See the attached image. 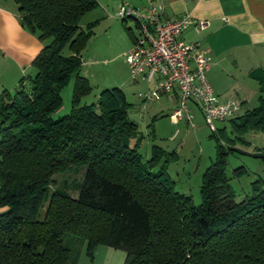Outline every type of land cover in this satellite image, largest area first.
<instances>
[{
	"label": "trees",
	"instance_id": "16d2710c",
	"mask_svg": "<svg viewBox=\"0 0 264 264\" xmlns=\"http://www.w3.org/2000/svg\"><path fill=\"white\" fill-rule=\"evenodd\" d=\"M14 2L19 24L43 47L33 75L0 94V264H78L84 248L92 259L98 245L126 252L123 264H264V181H252L251 194L237 202L225 170L230 153H243L237 141L246 145V133H264L263 96L225 120L235 138L225 128L211 132L215 155L194 205L166 173L174 151L153 144L143 161L132 104L120 87L80 104L92 91L80 69L95 23L82 29L78 20L98 0ZM72 78L71 108L53 118ZM150 134L154 139L153 128ZM253 156L264 162V145ZM82 166L77 197L51 193L39 220L54 176Z\"/></svg>",
	"mask_w": 264,
	"mask_h": 264
},
{
	"label": "rangeland",
	"instance_id": "374dc122",
	"mask_svg": "<svg viewBox=\"0 0 264 264\" xmlns=\"http://www.w3.org/2000/svg\"><path fill=\"white\" fill-rule=\"evenodd\" d=\"M98 6L86 13L81 20L80 28L84 29L89 22L95 23L92 37L82 52L81 73L88 78L92 91L85 97H81L80 104L89 105L97 102L99 92L107 86L108 88L120 87L124 92L126 101L134 104L128 112L129 118L138 125L140 142L138 152L143 161L150 158V146L153 144L162 147L168 153L172 151L175 155L169 159L167 166L168 175L174 181L177 192L191 196L194 205H199L201 176L204 170L211 164L215 155V141L210 138L211 130L203 122L201 115L194 110L195 118L192 127L185 120L180 123L175 118L167 116L173 107L172 99L158 100L154 103H142L136 95L144 89L143 85L131 83L128 67L125 62V54L129 49L131 37L137 35L135 22L128 18L121 22L115 15L118 11L113 9L110 0H98ZM107 4V5H106ZM104 5V6H103ZM105 7V10L101 7ZM130 29V30H129ZM130 32L129 36L127 35ZM63 54H69L68 48L64 46ZM85 72V73H84ZM214 81L223 80L225 85L231 88L247 86L253 81L235 72H226L222 66L214 68ZM207 81L211 78L206 73ZM211 85V81H209ZM73 78L61 91L62 106L54 112L53 118H59L67 114L71 108V95ZM254 100L250 105L254 106ZM153 124V127L150 125ZM216 131L225 128L228 138H235L229 122L215 124ZM154 131L152 139L151 130ZM215 131V132H216ZM217 134V132L215 133ZM246 145L236 142L235 147L240 151L230 153L227 158L226 172L231 178L230 185L234 191L235 201L243 200L251 194L252 181H264V162L253 156L262 149L264 145V133L249 131L243 136ZM134 143V142H133ZM132 143V146H133ZM243 170L237 174V170ZM86 168L70 169L64 174H57L55 185L49 188L48 193L39 212V220L43 219L47 201L50 194L56 191L65 192L70 197L76 198L83 182V174ZM237 174V175H236ZM85 248L80 252L78 264H123L126 252L116 250L113 247L101 246L94 250L92 259L85 253Z\"/></svg>",
	"mask_w": 264,
	"mask_h": 264
},
{
	"label": "crops",
	"instance_id": "0c3cea01",
	"mask_svg": "<svg viewBox=\"0 0 264 264\" xmlns=\"http://www.w3.org/2000/svg\"><path fill=\"white\" fill-rule=\"evenodd\" d=\"M110 2L113 9L116 6L119 8L121 3H128L145 16L149 13V5L156 3L163 6L164 19L189 14L196 21H206L207 25L203 31L197 33L193 29L194 25L190 26L182 33L181 39L185 43L196 42L210 56L206 73L211 78L209 81L215 95L221 100L236 98L243 108L254 107L255 104L251 106L250 103L255 100L257 104L260 95L264 98V0H110ZM103 6L101 8L105 10ZM17 9L14 0H0V94L3 90L12 94L14 86L22 77L33 75L32 60L43 47L37 36L31 35L19 24ZM129 34L128 31L127 35ZM135 37H131L129 48ZM220 66L226 72L249 77L253 83L231 88L225 85L223 80L215 82L214 68ZM85 74L83 75L86 76ZM136 84H144L145 87L140 92L148 89L147 83ZM105 88L108 87L105 86L102 90ZM162 99L169 100L164 95H158L152 102L139 100L143 104H148ZM172 102L173 107L167 115L170 120L172 117L175 118L172 111L176 105L175 101ZM188 107L193 118L190 123L185 121L194 127V110L199 112V109L192 103ZM176 122L181 121L176 119ZM4 211V208H0V214Z\"/></svg>",
	"mask_w": 264,
	"mask_h": 264
},
{
	"label": "built area",
	"instance_id": "2783aa9c",
	"mask_svg": "<svg viewBox=\"0 0 264 264\" xmlns=\"http://www.w3.org/2000/svg\"><path fill=\"white\" fill-rule=\"evenodd\" d=\"M163 6L149 5L148 15L128 3L119 5L116 16L121 22L128 18L135 22L137 35L125 54L130 80L147 83L148 89L139 92L142 102H152L164 95L175 101L173 116L177 121L191 122L189 104L201 113L205 125L216 133L215 124L227 121L241 109L236 98L220 99L215 95L206 70L210 56L196 42L185 43L181 35L190 26L198 32L206 28V21H196L189 14L179 18L163 17Z\"/></svg>",
	"mask_w": 264,
	"mask_h": 264
}]
</instances>
